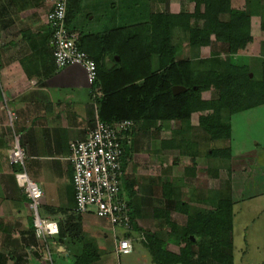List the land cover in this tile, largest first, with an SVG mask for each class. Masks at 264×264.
<instances>
[{"label":"crops","instance_id":"0c3cea01","mask_svg":"<svg viewBox=\"0 0 264 264\" xmlns=\"http://www.w3.org/2000/svg\"><path fill=\"white\" fill-rule=\"evenodd\" d=\"M117 1L82 0L77 16L78 28L72 32L77 37L78 29L89 34L109 33L149 19L151 12L127 17L132 11H124ZM158 3L154 13L176 15L193 11L189 0H160ZM230 7L249 15L252 37L251 54L232 56L231 62L235 66L247 67L249 78H253L264 63V31L261 30L264 0H230ZM48 11V0H0V264H74L83 256H86L85 264H119L114 254L115 233L113 235L109 223L93 214H73L68 146L75 141H84L94 128L98 120L96 102L99 98H92L82 68L55 67L49 44L50 30L46 24ZM175 30L172 31L171 44L176 49V59L179 49L174 44ZM183 39L182 59L179 61L195 60L196 53L189 48L186 36ZM202 53L206 58L212 55L210 64L216 65L225 56V48L213 42L211 48H203ZM260 57L263 61L258 60ZM238 58L246 59L245 64L236 63ZM116 62L115 57H105L104 69L112 70ZM156 62V59L151 61L153 70ZM95 88L101 92L99 86L95 85ZM13 137L19 138L24 151L27 178L37 185L42 195L38 215L56 224V235L44 239L35 237L28 200L16 184V172L8 162ZM155 140L160 147L161 141L169 139ZM132 155L136 156V151ZM186 160L184 158L182 163L184 168L188 165ZM128 164L129 159L124 179L135 182L134 208L139 209V190L146 193L150 203L160 192L161 183L158 176L152 177L150 171L142 169L133 173ZM183 173L175 176V181L177 184L183 182L184 188L193 182L190 190L197 193L195 201L199 205L194 206L199 207L202 194L206 192L202 188L203 174L197 171L192 179L183 177ZM140 221L139 216L136 224ZM119 236L120 233L116 234ZM137 244L142 246L135 242L138 253L132 261L152 264L148 252L142 251ZM167 248L170 252H177L173 245L169 244Z\"/></svg>","mask_w":264,"mask_h":264},{"label":"trees","instance_id":"16d2710c","mask_svg":"<svg viewBox=\"0 0 264 264\" xmlns=\"http://www.w3.org/2000/svg\"><path fill=\"white\" fill-rule=\"evenodd\" d=\"M81 1L67 0L65 26L73 32L78 28ZM189 4L193 6L192 13L151 12L147 21L109 33L89 34L78 29L77 44L96 66L95 85L102 92L96 102L98 121L108 125L121 121L134 124L121 141L119 193L129 208L132 243L142 244L152 264H233L229 254L233 226L229 199L215 198L209 202L208 210L195 211L182 199L180 186L161 183L160 199L170 203L174 213L185 217L184 224L172 220L168 209L154 208L150 219L153 230L143 234L136 224L139 213L134 208L135 182L124 179L130 157L127 149L134 148L135 137L145 131L153 128L159 133L167 124L177 125L172 130L173 137L161 141L159 148L186 158L183 177L193 179L196 161L203 155L191 136L193 130L202 132L210 141L228 140L232 115L264 106V63L257 77L249 78L247 67L231 62L232 56H248L252 52L249 15L232 10L230 0H189ZM174 29L185 34L189 48L196 53L195 60H175L176 49L171 44ZM211 38L225 48V56L216 65L210 64L212 55L206 58L202 53L203 48H211ZM105 57L117 59L110 71L104 69ZM153 59L157 61L155 70ZM173 87L184 91L174 96ZM183 130L189 132L187 137L183 135L188 132L183 134ZM205 158L227 161L231 151L210 149ZM12 168L16 173L20 171ZM169 244L177 248L176 253L168 250ZM84 257L74 264H85Z\"/></svg>","mask_w":264,"mask_h":264},{"label":"rangeland","instance_id":"374dc122","mask_svg":"<svg viewBox=\"0 0 264 264\" xmlns=\"http://www.w3.org/2000/svg\"><path fill=\"white\" fill-rule=\"evenodd\" d=\"M159 1L118 0L117 3L124 11H132L127 14L128 17V15H135L136 13L153 12ZM175 34L176 42L174 41V44L179 49L175 60L179 61L182 59L180 55L181 49L184 47L183 38L185 34L179 30H175ZM255 37L257 38V33ZM258 60L263 61V58L260 57ZM245 62L246 59L242 60L241 58L236 61V63L243 64ZM256 69L259 70L257 63ZM255 77H257L256 74ZM230 125L228 140L210 141L198 130H193V134H191L193 140L198 143L199 152L203 154L197 159L198 168L196 169L203 174L202 188L204 187L206 190L202 194V204L199 207L194 206L199 205L195 201L197 193L194 194L190 190L193 182L190 181L191 185H186L187 188H184V184L181 182L177 184L174 178L178 174L182 175L184 158L178 157L173 152L161 151L157 140H155L161 137H166V139L173 137L171 133L177 125L167 124L159 133L150 130L145 131L143 135L136 136L134 148L129 147L127 149L130 156L128 168L130 167L133 173L135 171L140 172L142 169L150 171L152 177L158 176L160 183L172 182L176 188L180 186L181 192H179L183 196L182 199L188 204L191 203L189 205L195 211L208 210L209 202L215 198L229 199L232 202L233 214L229 254L233 259V264H264V106L232 115ZM184 130L182 131L183 134L188 132ZM188 135L189 132L183 136L187 137ZM224 148H229L231 151L229 160L205 158V153L210 149ZM133 150L136 151L137 157L132 155ZM143 151L146 152L142 153ZM139 192H141V198H139V209L136 211L139 213L141 221L137 226L143 234L153 230L150 219L154 208L168 209L172 220L178 225L184 224L185 217L174 213L171 204L160 199V192L157 193L158 195H154V201L150 203L146 199V193L142 190ZM137 245L145 251L141 245ZM134 246L135 242H133L132 253L129 256L120 257L119 264H136V261H132L138 253Z\"/></svg>","mask_w":264,"mask_h":264},{"label":"built area","instance_id":"2783aa9c","mask_svg":"<svg viewBox=\"0 0 264 264\" xmlns=\"http://www.w3.org/2000/svg\"><path fill=\"white\" fill-rule=\"evenodd\" d=\"M48 4L46 24L50 30L49 44L55 67L82 68L92 98H101L100 90L95 88L97 78L95 63L78 48L77 35L65 26L67 0H48ZM133 127L134 124L130 121L108 125L97 120L84 141H75L68 146L73 210L77 215L93 214L109 223L113 235L115 233L114 254L117 261L133 251V243L129 238L132 229L129 208L124 200L119 198L122 176L121 141L124 134ZM8 162L11 167L20 168L15 174V181L28 200L35 237L44 239L56 235L58 232L56 224L41 219L38 215L37 209L42 195L37 185L32 183L24 172L25 154L18 137H13ZM116 232L120 233L119 237H116Z\"/></svg>","mask_w":264,"mask_h":264},{"label":"water","instance_id":"95a60500","mask_svg":"<svg viewBox=\"0 0 264 264\" xmlns=\"http://www.w3.org/2000/svg\"><path fill=\"white\" fill-rule=\"evenodd\" d=\"M183 91H184V89L181 87H173L171 89L172 95H174V96L179 94V93H182Z\"/></svg>","mask_w":264,"mask_h":264}]
</instances>
